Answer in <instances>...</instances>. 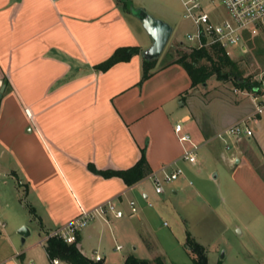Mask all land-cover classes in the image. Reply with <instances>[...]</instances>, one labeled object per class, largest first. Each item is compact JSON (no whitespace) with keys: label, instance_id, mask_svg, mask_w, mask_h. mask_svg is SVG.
Returning <instances> with one entry per match:
<instances>
[{"label":"crops","instance_id":"crops-1","mask_svg":"<svg viewBox=\"0 0 264 264\" xmlns=\"http://www.w3.org/2000/svg\"><path fill=\"white\" fill-rule=\"evenodd\" d=\"M131 1L171 24L166 0L148 4ZM105 3L0 0V89L9 82V91L1 98L0 143L15 158L17 168L12 173L43 211L35 214L37 239L28 242L32 228L25 240L22 238L23 244L14 233L0 231L4 235L0 236V263L53 264L43 242L49 231L68 223L83 209L112 200L125 211L124 216H99L82 228L76 241L80 251L91 259L95 253L102 254L103 264H125L129 254L150 260L161 256L169 264L148 236L151 195L161 200L152 177L128 186L120 177L105 178L92 172L88 164L98 169H125L133 166L145 149L154 173L163 166L172 170L184 161L181 157L188 146L175 132L181 121L193 140L204 146L201 157L205 162L208 157L220 159L233 175L241 165L246 175L262 181L253 165L258 163L264 169V115L252 121L251 137L233 143L236 137L225 141L217 136L255 110L252 96L251 109L248 104L244 110L240 108L244 104L234 108L236 113L220 125L205 123L191 107L173 122L171 103L182 100L181 106H186L195 98L193 94L183 96L191 91L192 80L182 65L169 61L156 66L142 85L138 84L143 74L142 53L104 72L93 68L120 46L144 50L152 44L138 17L122 12L115 0ZM39 13L46 19L37 17ZM47 28L52 33L46 32ZM28 42L33 43L29 52ZM30 100L34 107L27 104ZM253 139L254 144L250 143ZM221 173L215 165L201 183L216 187L223 179ZM189 174L184 175L185 181L166 183L171 184L174 195L187 181L194 184L188 180ZM254 193L258 197L262 190ZM131 199L140 202L136 214L130 212ZM25 223L23 220L17 227ZM120 251L123 254L118 259ZM60 264L68 263L61 260Z\"/></svg>","mask_w":264,"mask_h":264},{"label":"rangeland","instance_id":"rangeland-1","mask_svg":"<svg viewBox=\"0 0 264 264\" xmlns=\"http://www.w3.org/2000/svg\"><path fill=\"white\" fill-rule=\"evenodd\" d=\"M97 1L99 5L106 2V0ZM135 1L146 4L155 2V0ZM160 1V3L165 2ZM166 1L169 4L170 22L174 32L152 70L156 66L168 64L172 60V55L178 57L179 50L188 52L193 48L187 40V33L194 31L195 27L189 19L184 17L180 0ZM115 2L122 12L128 13L123 0H115ZM131 4L133 5V2ZM214 4L217 7L214 15L219 19L227 18L226 9L216 1ZM42 16L40 13L37 14L40 19H46ZM48 29L51 28H47L46 32L52 33ZM32 44L28 42L27 52L31 50ZM228 50L236 66H225L222 69L223 79L213 75L205 83L192 88L185 96L188 97L191 94L195 96L189 105L181 106L182 100L172 102L170 107L175 112L173 122L184 112L189 111V107L205 123L213 121L217 125L231 119L237 111L234 108L242 104H248L251 109L250 89L243 88L240 83L264 82V30L256 36L245 31L242 41L231 45ZM8 84L9 82L2 96L9 91ZM184 95H186L185 92ZM27 104L34 107V100H30ZM244 107L246 105L240 108L244 110ZM16 110H19V114L23 113L19 108ZM28 139L32 140L30 137ZM237 139L233 138L232 142L235 143ZM250 143L254 144V139ZM198 145L200 147L198 162L192 164L189 161H182L179 165L183 168L184 174L174 180L176 183L185 181L184 175L188 172L190 173L188 180L192 179L194 184H189L187 181L178 195L172 193L171 184H165L166 192L157 194L161 200L151 195L149 202L152 205L148 204V209L152 211L150 235H148L150 243L156 246L158 254L163 255L169 264H194V254L188 248L185 239L187 231H190L196 240L206 247L210 264H264V169L258 163L253 165L255 172L262 180L261 183L259 180H254L253 175L250 177L246 175L248 172H245L239 163L240 167L233 175V171L229 169L226 162L220 159L212 161L208 157L209 161L205 162L201 157L204 146ZM215 165L220 168L222 176L224 175L221 182H218V186L201 183L203 175L209 174ZM16 168L15 158L0 143V218L6 224L5 228L0 226V231L7 230L14 233L15 237L19 238L20 244H23V236L18 231L20 227H17L18 223L24 220L26 223L23 226L32 228L28 242L37 239L34 225L38 220L35 214H42L43 211L38 202L26 194V189L19 184L18 178L12 173ZM149 181V187L153 193L154 185L151 180ZM258 189L262 190V194L256 197L254 190L258 191ZM136 202L139 208L140 202L137 200ZM0 236H4L3 232ZM119 253L116 256L118 259L122 257L123 252Z\"/></svg>","mask_w":264,"mask_h":264},{"label":"built area","instance_id":"built-area-1","mask_svg":"<svg viewBox=\"0 0 264 264\" xmlns=\"http://www.w3.org/2000/svg\"><path fill=\"white\" fill-rule=\"evenodd\" d=\"M216 2L220 3L227 11L228 17L219 19L214 15L216 10ZM184 17L189 19L195 30L187 33V40L193 48L211 47L215 44L222 46L230 54L228 48L242 41V35L245 31L251 35H258L261 30H264V0H180ZM211 7V8H209ZM255 101V110L224 130L218 132L217 136L225 140L227 137H251L254 134V129L251 126L253 120H256L259 115L264 114V82L259 83L250 88L249 92ZM184 122H179L175 126V132L178 139L186 146L181 157L184 161L196 163L198 161L199 145L196 143L191 134L184 130ZM184 174L181 166L176 165L172 170L167 166H163L159 173L151 174L156 193L165 191V184L178 179ZM149 205H152L149 202ZM130 212L136 214L138 205L136 200H129ZM125 211L117 206L112 200L105 201L92 209H83L81 213L73 218L68 223L53 229L43 239L47 243L50 237L56 236L63 239L67 243L77 241V235L82 228L87 226L91 221L99 216L107 217L113 215L116 218L123 217ZM0 225L5 226V223L0 219ZM118 249L122 245L117 246ZM93 260H103V255L95 253ZM53 264H60L59 258L51 259ZM0 264H7L2 262Z\"/></svg>","mask_w":264,"mask_h":264},{"label":"trees","instance_id":"trees-1","mask_svg":"<svg viewBox=\"0 0 264 264\" xmlns=\"http://www.w3.org/2000/svg\"><path fill=\"white\" fill-rule=\"evenodd\" d=\"M123 1L125 9L131 12L132 2L128 0ZM142 51L140 46H120L115 49L111 56L95 64L93 68L99 72L107 71L119 62L130 61L135 54L142 53ZM178 54V57L172 55V60L169 63H178L186 69L192 80L191 89L200 83H205L213 75H216L219 79H223L222 69L227 65L236 66L226 49L217 44L199 49L192 48L188 52L179 50ZM156 61L157 59H143V74L138 83L139 85H142L145 80L152 76V68ZM259 83L242 82L240 85L243 88L250 89L254 85H259ZM189 92L190 90H187L185 94L187 95ZM88 168L92 172L105 178L120 177L128 186H132L154 173L146 157L145 149H142L140 159L131 167L125 169H98L93 163H89ZM186 244L194 254V264H210L206 247L197 241L190 231H187ZM45 247L51 259L57 257L68 264H103L101 261H95L84 255L78 248L77 242L67 243L63 239L53 236L48 239ZM125 264L166 263L161 256L150 260L138 257L135 254H129L125 259Z\"/></svg>","mask_w":264,"mask_h":264},{"label":"water","instance_id":"water-1","mask_svg":"<svg viewBox=\"0 0 264 264\" xmlns=\"http://www.w3.org/2000/svg\"><path fill=\"white\" fill-rule=\"evenodd\" d=\"M131 12L141 20L143 28L152 39L151 46L142 51L143 59H158L163 54L172 37L174 31L173 26L169 22L155 17L144 7H135L131 5ZM4 90L5 85L1 87L0 98ZM19 233L23 236V240H25V237L30 234V229L27 226H22L19 229Z\"/></svg>","mask_w":264,"mask_h":264}]
</instances>
